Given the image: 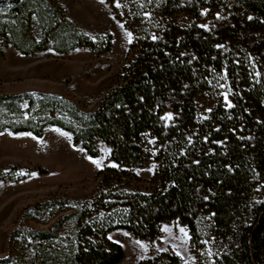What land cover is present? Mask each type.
Here are the masks:
<instances>
[{"label":"trees","instance_id":"1","mask_svg":"<svg viewBox=\"0 0 264 264\" xmlns=\"http://www.w3.org/2000/svg\"><path fill=\"white\" fill-rule=\"evenodd\" d=\"M107 1L132 42L93 111L54 97L0 95L7 112L25 104L30 115L7 120L12 133L40 136L55 126L91 157L99 155L97 144L107 146L118 167L97 173L89 198L41 205L69 203L73 211L53 231H26V264H120L123 250L108 234L122 230L153 240L173 220L187 228L197 264H264V0H117L119 7ZM6 2L11 19L0 23V32L23 55L50 44L63 54L111 49L110 36L90 40L60 25L41 0ZM32 15L40 42L28 33ZM149 164L147 187L127 189L136 180L127 170ZM65 221L72 234L59 237ZM138 264L181 260L165 252Z\"/></svg>","mask_w":264,"mask_h":264},{"label":"rangeland","instance_id":"2","mask_svg":"<svg viewBox=\"0 0 264 264\" xmlns=\"http://www.w3.org/2000/svg\"><path fill=\"white\" fill-rule=\"evenodd\" d=\"M6 1L0 0V23L11 19L5 15V7L12 8ZM41 1L57 12L60 25L65 26V22L72 31L90 40L110 36L111 49L97 54L87 48H76L63 54L51 49L50 44L46 50L23 55L0 32V95L54 97L85 113L91 112L125 62L130 45L126 35L129 30L115 17L107 0ZM36 21L32 15L26 24L30 36L40 42L42 33ZM18 107L9 113L0 106V125L5 128L0 131V264H26L30 255L24 238L26 231H53L59 219L73 211L69 203L41 205L46 201L72 202L89 198L97 187V173L104 168L118 169L109 160L107 146L97 144L99 155L91 157L73 143L69 132L55 126L44 128L40 136L12 133L7 128V120L30 117L25 104ZM168 114L172 115L167 111L164 117ZM171 120H165L166 124ZM93 161L99 162V167ZM127 172L136 178L129 182L127 189L143 191L153 175L154 165ZM166 228L169 231H165ZM180 228L188 233L185 226L173 220L163 224L160 235L153 240H141L122 230L111 232L107 238L121 246L124 258L120 264H138L165 252L176 255L179 252L181 264H197L189 233L185 237ZM71 234L68 221L57 230L59 237ZM141 244L145 247L141 248ZM207 250L215 254L211 245Z\"/></svg>","mask_w":264,"mask_h":264},{"label":"snow or ice","instance_id":"3","mask_svg":"<svg viewBox=\"0 0 264 264\" xmlns=\"http://www.w3.org/2000/svg\"><path fill=\"white\" fill-rule=\"evenodd\" d=\"M101 2H103V0H101ZM148 2L151 3L152 0H148ZM117 6H118V7L120 6L118 2H117ZM202 14H205V13H202ZM217 18L220 19L219 15L217 16ZM249 19H252V18L249 17ZM120 26H121L122 28L124 27L123 24H121ZM201 27H205V28H206L207 26H203V25H202ZM126 35H127V38H128V42L131 43V42H132V33H131V32H128V33H126ZM152 38H153V40H156V39H157L156 36H153ZM222 86H223V85H222ZM224 95H225V100H226V102H227V93H225ZM227 106H228L229 108H231V107H233L234 105H232L231 103H228ZM209 111H211V110H209ZM163 119H165V120H171V119H173V117H172L171 114H168L166 117H163ZM249 139H250V138H249ZM150 142H151V141H150ZM109 151H110V150H109ZM93 163H96L97 166L99 167V162H97V161H93ZM197 163H198V162H197ZM111 166L115 167V165H111ZM164 230H165V231H169V229H167V228L164 229ZM180 232L183 233L185 237H188V233L186 232V230H185L184 228H180ZM188 238L190 239V237H188ZM109 239L111 240L112 237H109ZM137 243H139V242H137ZM204 243H207V241H205ZM140 246H141V248H144V247H145V246L142 245V244H141ZM177 255H180V253L177 252ZM208 255H209V256L212 255L211 251L208 252Z\"/></svg>","mask_w":264,"mask_h":264}]
</instances>
